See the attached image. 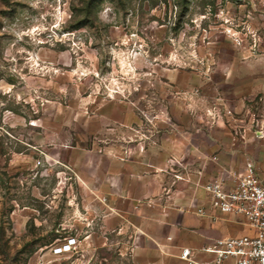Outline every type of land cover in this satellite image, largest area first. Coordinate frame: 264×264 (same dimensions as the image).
I'll return each instance as SVG.
<instances>
[{
  "label": "rangeland",
  "instance_id": "1",
  "mask_svg": "<svg viewBox=\"0 0 264 264\" xmlns=\"http://www.w3.org/2000/svg\"><path fill=\"white\" fill-rule=\"evenodd\" d=\"M247 152L264 0H0V264H149L143 220Z\"/></svg>",
  "mask_w": 264,
  "mask_h": 264
},
{
  "label": "built area",
  "instance_id": "2",
  "mask_svg": "<svg viewBox=\"0 0 264 264\" xmlns=\"http://www.w3.org/2000/svg\"><path fill=\"white\" fill-rule=\"evenodd\" d=\"M202 189L204 198L194 209L197 215L212 219L221 215L241 217L250 232L212 240L202 248L210 259L198 258L190 247L181 248L178 258L184 264H264V168L246 156L242 169L223 167ZM68 243L72 247L76 241L70 239ZM54 250L62 251L57 247Z\"/></svg>",
  "mask_w": 264,
  "mask_h": 264
},
{
  "label": "crops",
  "instance_id": "3",
  "mask_svg": "<svg viewBox=\"0 0 264 264\" xmlns=\"http://www.w3.org/2000/svg\"><path fill=\"white\" fill-rule=\"evenodd\" d=\"M198 148L197 145L191 144L188 153L194 158V155L198 154ZM247 153H249L248 155L251 156L259 166L264 168V160L256 158L254 154H250V152ZM195 157L199 158L198 156ZM242 167L243 164L237 167V170L242 169ZM211 173L212 172L209 171L206 173L204 172L206 180L214 177V174ZM147 189L151 191V187ZM203 198V189L194 188L192 194L186 196L180 193L175 199L176 203L190 209L163 211V213L160 212L150 219H144L142 224L143 226L147 225V227L142 228L145 232H142V230L138 228L139 230L135 238L136 248L138 250V248L142 247L140 245L141 237L143 234H146V236L152 238L154 242H156V251L151 255H147L146 250L142 248L138 250V254L145 259L149 258V264H168L171 258L179 259L178 254L181 248L190 247L196 252L198 258L206 260L210 259L211 256L202 252V248L207 246L210 243L209 241L217 238L240 236L250 232L248 229V232H240L239 234L234 233L232 226L236 222L232 220L231 215H221L214 219L197 215L194 212L195 205ZM189 233H191V238H188ZM146 264L148 263L146 262Z\"/></svg>",
  "mask_w": 264,
  "mask_h": 264
},
{
  "label": "bare ground",
  "instance_id": "4",
  "mask_svg": "<svg viewBox=\"0 0 264 264\" xmlns=\"http://www.w3.org/2000/svg\"><path fill=\"white\" fill-rule=\"evenodd\" d=\"M66 245H67V246H66ZM57 248L62 249V251H61L60 253H62V252H66V251H70V250H71V247L69 246V243H68V242L65 243V244L60 245V246L57 247Z\"/></svg>",
  "mask_w": 264,
  "mask_h": 264
}]
</instances>
